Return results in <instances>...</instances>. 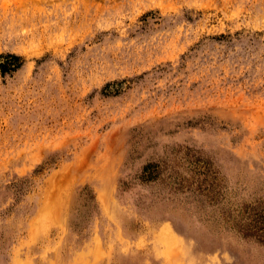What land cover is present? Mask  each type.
I'll list each match as a JSON object with an SVG mask.
<instances>
[{
	"label": "rangeland",
	"instance_id": "rangeland-1",
	"mask_svg": "<svg viewBox=\"0 0 264 264\" xmlns=\"http://www.w3.org/2000/svg\"><path fill=\"white\" fill-rule=\"evenodd\" d=\"M7 54L0 264H264V0H0Z\"/></svg>",
	"mask_w": 264,
	"mask_h": 264
},
{
	"label": "trees",
	"instance_id": "trees-1",
	"mask_svg": "<svg viewBox=\"0 0 264 264\" xmlns=\"http://www.w3.org/2000/svg\"><path fill=\"white\" fill-rule=\"evenodd\" d=\"M5 58L6 62L0 63V73L2 76L12 73V71H16L22 65V58L19 55L7 54ZM187 151L189 152H187V154L192 159L191 161L195 163V168H201L203 170L205 169L204 172H200L201 174H205L210 171L209 160H204L201 157H195V155L193 154L190 155V152L192 151L190 148H187ZM168 166L169 165L167 164V162L163 159H160L158 161H148L142 166L138 175V179L142 183L157 181L165 182L167 176L163 178V175L164 173H166L165 171L167 170ZM183 182V179L178 182L173 181V184L175 185L173 186V189L179 190L180 188H183ZM189 183H191V181H189ZM125 184L126 183L123 181V186H125ZM202 184L203 182L199 183V185ZM199 188L200 186L197 190H199ZM238 230L243 237L257 239L259 243L264 245V205L262 208L252 213V218L250 219V221H248L247 224H239Z\"/></svg>",
	"mask_w": 264,
	"mask_h": 264
},
{
	"label": "bare ground",
	"instance_id": "bare-ground-1",
	"mask_svg": "<svg viewBox=\"0 0 264 264\" xmlns=\"http://www.w3.org/2000/svg\"><path fill=\"white\" fill-rule=\"evenodd\" d=\"M160 240L163 242V243H165V244H167V245H171V244H175V243H180V240L178 241V237L176 236V234H172L171 235V233L170 234H167V233H161L160 234ZM174 246H176V245H174Z\"/></svg>",
	"mask_w": 264,
	"mask_h": 264
}]
</instances>
